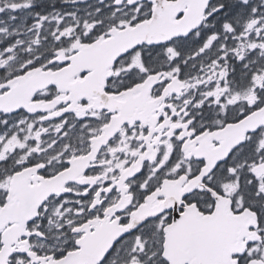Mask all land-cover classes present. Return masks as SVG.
Listing matches in <instances>:
<instances>
[{"label": "snow or ice", "instance_id": "6c2138e0", "mask_svg": "<svg viewBox=\"0 0 264 264\" xmlns=\"http://www.w3.org/2000/svg\"><path fill=\"white\" fill-rule=\"evenodd\" d=\"M0 264H264V0H0Z\"/></svg>", "mask_w": 264, "mask_h": 264}]
</instances>
